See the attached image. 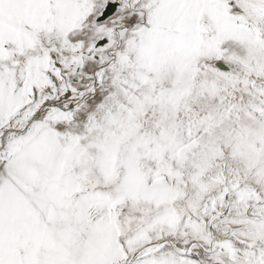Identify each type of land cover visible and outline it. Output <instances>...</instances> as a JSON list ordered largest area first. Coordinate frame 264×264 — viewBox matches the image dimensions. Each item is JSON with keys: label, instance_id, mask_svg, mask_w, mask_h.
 I'll return each mask as SVG.
<instances>
[{"label": "snow or ice", "instance_id": "1", "mask_svg": "<svg viewBox=\"0 0 264 264\" xmlns=\"http://www.w3.org/2000/svg\"><path fill=\"white\" fill-rule=\"evenodd\" d=\"M0 264H264V0H0Z\"/></svg>", "mask_w": 264, "mask_h": 264}]
</instances>
